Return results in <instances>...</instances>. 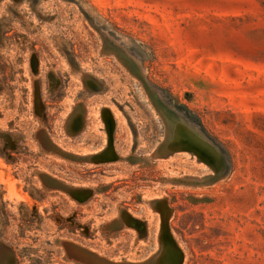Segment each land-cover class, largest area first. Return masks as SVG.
<instances>
[{
  "label": "rangeland",
  "instance_id": "1",
  "mask_svg": "<svg viewBox=\"0 0 264 264\" xmlns=\"http://www.w3.org/2000/svg\"><path fill=\"white\" fill-rule=\"evenodd\" d=\"M264 264V0H0V264Z\"/></svg>",
  "mask_w": 264,
  "mask_h": 264
},
{
  "label": "bare ground",
  "instance_id": "2",
  "mask_svg": "<svg viewBox=\"0 0 264 264\" xmlns=\"http://www.w3.org/2000/svg\"><path fill=\"white\" fill-rule=\"evenodd\" d=\"M169 250H167L166 254L161 257V263L162 264H176L179 261V256L177 252L168 253ZM167 260V262H166Z\"/></svg>",
  "mask_w": 264,
  "mask_h": 264
},
{
  "label": "water",
  "instance_id": "3",
  "mask_svg": "<svg viewBox=\"0 0 264 264\" xmlns=\"http://www.w3.org/2000/svg\"><path fill=\"white\" fill-rule=\"evenodd\" d=\"M166 262H167V260H166Z\"/></svg>",
  "mask_w": 264,
  "mask_h": 264
}]
</instances>
